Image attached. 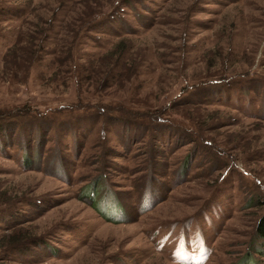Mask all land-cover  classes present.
Here are the masks:
<instances>
[{
	"label": "rangeland",
	"instance_id": "rangeland-1",
	"mask_svg": "<svg viewBox=\"0 0 264 264\" xmlns=\"http://www.w3.org/2000/svg\"><path fill=\"white\" fill-rule=\"evenodd\" d=\"M6 2L18 9L0 21V264H264V0ZM46 20L30 73L19 57L4 65ZM126 34L150 59L142 75L86 83V59ZM94 102L174 126L96 122L79 107ZM94 182L117 223L86 197Z\"/></svg>",
	"mask_w": 264,
	"mask_h": 264
},
{
	"label": "trees",
	"instance_id": "trees-1",
	"mask_svg": "<svg viewBox=\"0 0 264 264\" xmlns=\"http://www.w3.org/2000/svg\"><path fill=\"white\" fill-rule=\"evenodd\" d=\"M137 0H122L123 6H131L134 2ZM9 2H6V0H0V21L6 17L9 13L13 10L18 9L17 6L9 5L7 4ZM16 7V8H14ZM113 12V15L116 16L117 13H119V8L114 6L113 9H111ZM105 12H99L97 16L92 20H86L85 18H80L78 21V28L76 30V34L78 38L81 36L82 28L89 27L88 25L98 22V18L103 17ZM110 14V13H109ZM108 15V14H107ZM2 18V19H1ZM23 21L26 23L27 21ZM102 21V20H100ZM51 20H46L45 22H42V26L36 27L34 26V31L32 32H23L20 31V33L16 36L15 42L6 50L4 56H3V64L6 65L7 62L11 58L19 57L21 59H25L27 62V65H24L25 68H27V73H30V70L33 68L34 64L40 61L41 57V48L39 49V43L42 42L44 39L45 41L48 39L47 34L50 31L51 27ZM90 25V26H91ZM23 34V35H22ZM127 34L126 36H121L120 40L117 44L114 45L113 48H111L109 51H107L104 54L96 55L97 57H89L86 59V62L82 65L84 74L86 75L85 78L88 80V82L94 83V85L102 84L101 87H105V89L110 88L112 85L118 84L120 82H124L123 79L126 77H123L124 75H130V77H135L134 79H131L130 82L133 83L137 80V77L142 75V70L144 67H148V62L150 59H148V54L144 52V54L138 55L136 58L132 57L133 53L135 52V49H131L130 46H133V42H131L130 39H128ZM126 46V47H125ZM72 49L70 46L65 47V50L62 49L60 53L64 54L65 57H67L70 61L72 58ZM59 52V49H58ZM131 60V63H128V61ZM70 65V64H69ZM24 68V69H25ZM148 73V72H147ZM88 77V78H87ZM223 79V78H222ZM232 86L231 84L228 85ZM215 87V86H213ZM212 87V88H213ZM211 88V89H212ZM101 89V88H99ZM97 94V93H95ZM102 95V94H101ZM116 105H104L101 102H94L91 104H86L84 106H79L80 108H83V111H91L95 112V110H98L96 114V122L101 120H106L108 117L115 116L114 114L129 117L133 123V125H142L146 124L148 127L154 129V128H161L162 126L166 128V130H172V127L174 126L171 121L169 122H163L160 118H154L153 115H159V114H139L136 115L134 113H129L126 111H123L120 107H115ZM84 108H87L84 110ZM61 111V110H60ZM60 111L52 112L53 116H49L50 118L55 117V119L58 117V115L61 114ZM81 111L82 113H85ZM76 112V111H75ZM16 117V116H13ZM23 116H18L19 119ZM94 117V118H95ZM0 123L1 122H7L8 117H0ZM18 118H13L18 119ZM24 118V117H23ZM10 120V119H9ZM125 120H123L124 123ZM16 122V121H14ZM130 122V121H129ZM142 123V124H141ZM181 129H184V126H178ZM190 132V131H189ZM192 138L195 137L192 132H190ZM26 165L30 162L25 157ZM99 183V182H98ZM97 183V184H98ZM95 182L93 184H89L84 188V192L86 197L89 199L93 209L98 212V214L104 218L108 222L117 223L118 219L115 217L114 213L115 211L119 210L118 203L115 205H112L111 209H108L107 203L111 202L109 200V197L106 195L103 198H98L99 196V186H101V183L97 185ZM149 195V193L147 194ZM147 195L145 197H147ZM151 195V193H150ZM147 199V198H146ZM149 201H145L142 203V209H145L146 204ZM264 205V202L262 203ZM122 209V208H121ZM256 235L263 241V247H264V213L259 218L256 224ZM23 240L19 238H11L9 244H18L19 242H22Z\"/></svg>",
	"mask_w": 264,
	"mask_h": 264
}]
</instances>
